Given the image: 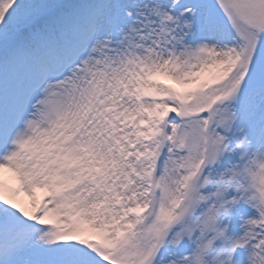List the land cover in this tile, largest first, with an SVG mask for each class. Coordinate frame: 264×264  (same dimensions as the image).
<instances>
[{
	"label": "snow or ice",
	"instance_id": "obj_1",
	"mask_svg": "<svg viewBox=\"0 0 264 264\" xmlns=\"http://www.w3.org/2000/svg\"><path fill=\"white\" fill-rule=\"evenodd\" d=\"M0 264H264V0H0Z\"/></svg>",
	"mask_w": 264,
	"mask_h": 264
},
{
	"label": "rangeland",
	"instance_id": "obj_2",
	"mask_svg": "<svg viewBox=\"0 0 264 264\" xmlns=\"http://www.w3.org/2000/svg\"><path fill=\"white\" fill-rule=\"evenodd\" d=\"M21 198L26 200L27 198L23 196V193H21Z\"/></svg>",
	"mask_w": 264,
	"mask_h": 264
},
{
	"label": "bare ground",
	"instance_id": "obj_3",
	"mask_svg": "<svg viewBox=\"0 0 264 264\" xmlns=\"http://www.w3.org/2000/svg\"><path fill=\"white\" fill-rule=\"evenodd\" d=\"M39 194V193H38Z\"/></svg>",
	"mask_w": 264,
	"mask_h": 264
}]
</instances>
